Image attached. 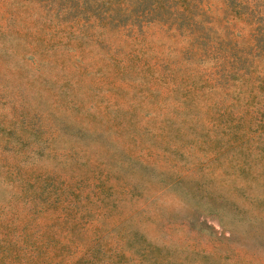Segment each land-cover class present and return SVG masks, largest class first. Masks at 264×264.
Masks as SVG:
<instances>
[{
  "label": "rangeland",
  "instance_id": "1",
  "mask_svg": "<svg viewBox=\"0 0 264 264\" xmlns=\"http://www.w3.org/2000/svg\"><path fill=\"white\" fill-rule=\"evenodd\" d=\"M0 264H264V0H0Z\"/></svg>",
  "mask_w": 264,
  "mask_h": 264
}]
</instances>
